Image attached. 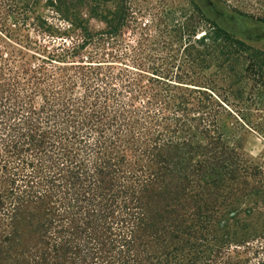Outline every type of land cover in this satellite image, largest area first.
<instances>
[{
    "label": "trees",
    "instance_id": "16d2710c",
    "mask_svg": "<svg viewBox=\"0 0 264 264\" xmlns=\"http://www.w3.org/2000/svg\"><path fill=\"white\" fill-rule=\"evenodd\" d=\"M199 3L220 34L260 50L248 38L264 20ZM33 8L0 1V264H252L264 237L241 214L264 202V167L230 98L258 102L209 64L239 51L167 29L133 45L77 18L38 19L34 37L20 18Z\"/></svg>",
    "mask_w": 264,
    "mask_h": 264
},
{
    "label": "rangeland",
    "instance_id": "374dc122",
    "mask_svg": "<svg viewBox=\"0 0 264 264\" xmlns=\"http://www.w3.org/2000/svg\"><path fill=\"white\" fill-rule=\"evenodd\" d=\"M50 1L54 2L55 7L50 6ZM220 1L225 4L228 11H238L254 19L264 20V0ZM30 2L34 6L32 12L28 14L23 12L20 18L30 23L26 30L34 37L38 32L41 33L37 28L38 19L49 25L65 28L67 23L64 18L83 19L92 32H105L112 27L126 43L133 45H136V41L145 34L159 37L167 34L168 30H175V34L182 38V44L186 45L191 41L196 49L201 50L203 46L196 44V41L204 37L207 39L203 44L211 45L215 33L221 35V39L215 43L221 46L228 45V48L231 46L233 51L236 49L239 54L220 56L219 50L210 57L209 64L213 70H216L217 66L233 70L231 81L229 78L226 85L239 83L238 88L245 86L243 100L252 101L251 94L256 96L258 102L256 107L251 106L250 102H239L240 100L233 97L230 100L234 101L232 109L234 111L239 109L247 119V125L239 138L243 149L250 157L259 160L264 167V46H260V50H254L220 34L201 16L193 0H30ZM0 12L4 11L1 9ZM124 12L128 16L127 27H120V19L123 18ZM174 24L176 26H173ZM251 207V204L243 206L241 219L251 226H256L264 237V202L259 201L252 213L248 210ZM256 250L259 256L252 255ZM246 253L252 264H264V238L250 247V251Z\"/></svg>",
    "mask_w": 264,
    "mask_h": 264
},
{
    "label": "flooded vegetation",
    "instance_id": "af4514ba",
    "mask_svg": "<svg viewBox=\"0 0 264 264\" xmlns=\"http://www.w3.org/2000/svg\"><path fill=\"white\" fill-rule=\"evenodd\" d=\"M193 1L196 5L201 6V4L199 3V0H193ZM201 7H203V6H201ZM209 7L213 8L214 6L212 3H209ZM255 23L256 22H254V24ZM255 25H257V24H255ZM248 39H250L253 42V44L257 45L258 47L264 46V27L258 31V35H254L253 37L248 38Z\"/></svg>",
    "mask_w": 264,
    "mask_h": 264
}]
</instances>
